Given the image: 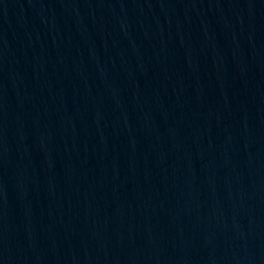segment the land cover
I'll return each mask as SVG.
<instances>
[{
  "label": "water",
  "instance_id": "obj_1",
  "mask_svg": "<svg viewBox=\"0 0 264 264\" xmlns=\"http://www.w3.org/2000/svg\"><path fill=\"white\" fill-rule=\"evenodd\" d=\"M0 264H264V0H0Z\"/></svg>",
  "mask_w": 264,
  "mask_h": 264
}]
</instances>
